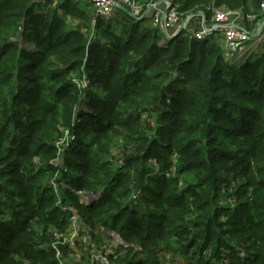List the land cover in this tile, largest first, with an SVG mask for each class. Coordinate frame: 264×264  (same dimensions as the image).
I'll return each mask as SVG.
<instances>
[{
	"label": "trees",
	"instance_id": "obj_1",
	"mask_svg": "<svg viewBox=\"0 0 264 264\" xmlns=\"http://www.w3.org/2000/svg\"><path fill=\"white\" fill-rule=\"evenodd\" d=\"M41 1L0 0V264H56L53 228L70 211L50 179L65 130L74 137L61 147L71 170L61 178L101 194L78 203L61 187V201L128 243L109 255L115 263L264 264V45L227 63L218 35L161 43L158 26L123 6L93 22L78 2L43 0L37 13ZM259 1L171 3L209 22L215 6L246 13ZM153 157L159 175L149 176Z\"/></svg>",
	"mask_w": 264,
	"mask_h": 264
},
{
	"label": "built area",
	"instance_id": "obj_2",
	"mask_svg": "<svg viewBox=\"0 0 264 264\" xmlns=\"http://www.w3.org/2000/svg\"><path fill=\"white\" fill-rule=\"evenodd\" d=\"M91 4L94 11L93 22L96 16H108L114 7H122L133 19H141L149 15L150 22L154 26H158L163 31L161 43H166L170 38L180 31L194 39H203L210 35H218L220 37V45L224 61L232 63L234 61H243L250 58L253 53H260L264 45V0H260L258 4L259 14L249 15L242 10H234L225 6H215L211 21L207 22L202 12L190 13L182 16L180 12L172 5L171 0H157L146 5V8L135 0H86ZM162 2V6H159ZM201 15L202 21L199 29H194L189 25V19L193 15ZM255 20L252 26H246L243 18ZM85 80V79H83ZM67 130H65L66 132ZM71 138H73L71 136ZM135 195V194H134ZM133 196L132 198H135ZM90 196H84V201L88 202ZM89 203V202H88ZM70 212H74L72 208L63 207ZM72 209V210H71ZM114 240L118 239V234H113ZM116 243H110L109 248L102 250L103 246L98 247L91 253V261H99L100 264L106 262V257L100 259L97 253L104 252L109 255L122 244V240Z\"/></svg>",
	"mask_w": 264,
	"mask_h": 264
},
{
	"label": "rangeland",
	"instance_id": "obj_3",
	"mask_svg": "<svg viewBox=\"0 0 264 264\" xmlns=\"http://www.w3.org/2000/svg\"><path fill=\"white\" fill-rule=\"evenodd\" d=\"M75 2H78V6L82 7V8H89L90 10L92 9L91 4L88 3L85 0H73ZM90 4V5H88ZM38 7V6H37ZM46 5L44 3V1H41V6L39 8H36V12H44L46 11ZM93 11V9L91 10ZM94 13V11H93ZM247 14L249 15H256L257 17L260 16L259 14V9L255 8V7H251L247 12ZM255 20H250V23L248 22V20L244 17L243 18V23L246 26H252ZM115 29V32H121V25L117 24V25H113L112 26ZM256 53H253L251 55V58H255L256 57ZM73 80L76 82V84L83 88L87 85L88 80H82V78H73ZM74 137L72 134H70L68 131H66L64 133L63 139L61 140V142L57 145V154L58 156L52 160V163L55 165V167H57L58 169L52 173L53 177L50 179L51 184L54 187V190L57 191V197H56V201L55 203L58 206L63 207H69L73 209V213L70 212L69 214L67 213V222L68 225L66 226V224H64L61 228L54 227L53 230L55 231V238L56 241L54 242L57 245V249H56V264H89L91 261V253L97 249L98 247H96V245L98 244L99 246H103L102 250L104 251V249L109 248V244L110 243H114V244H118L116 243L119 240H122V246H127L128 243H126L123 238L115 231L112 229L107 228L104 225H97L96 227H91V226H87V225H83L81 224V216H80V212L78 211V209L75 207V205L70 204L69 201L64 202L61 201V197L63 196V191L60 189L61 187H65L70 189V191L72 193H76L79 195V202L78 203H88L84 201V196L85 194H83L86 191H82V190H77L75 189V187L70 186L67 184V180L66 179H62L61 177H63V172L66 173L67 171L71 172L70 167L67 166L65 164V158L62 155V151H61V147H66L67 143L69 140L73 139L71 138ZM33 161L38 162L37 158H34ZM155 157H153L150 160L151 163V171L148 174L149 176H154V175H159L158 174V170H156L153 167H156L157 164H155L156 162ZM149 163V165H150ZM61 169V170H60ZM59 175V178H58ZM58 179H57V178ZM46 180L45 178L42 179V181ZM153 185V181H149ZM241 181V178L237 180L236 183H239ZM16 187V186H13ZM233 191V190H232ZM139 190L136 192H133V194L137 195L139 194ZM65 193V192H64ZM66 194V193H65ZM223 195V194H222ZM225 195V194H224ZM64 202V204H63ZM237 202V199H230V201L228 202V207H230L231 209H229V211H223L221 219L222 220H226L227 218H229V215L231 212H233L234 210H232L235 207V204ZM71 209V210H72ZM231 210V211H230ZM226 212V213H225ZM146 219V217H144V220ZM151 220L155 221L154 218H151ZM145 223V222H144ZM82 231V233H81ZM118 234V239L119 240H114L113 238V234ZM133 250L134 252L140 253L141 252V246L138 244H133ZM194 250L196 251L195 247ZM97 255L100 257V259H102L103 257H106V262L104 264H119L118 262H114L112 259L108 258L106 254H104V252H100L97 253ZM168 255V253H167ZM138 256V255H137ZM189 256H187L188 258ZM140 258V256H139ZM181 258V257H180ZM198 259V258H197ZM187 259H185L184 257L182 258V261L179 262L176 261V263L174 264H196L197 260L192 261H186ZM222 261L227 262V259H223ZM23 264H28L27 261H24ZM93 264H100L99 261H94Z\"/></svg>",
	"mask_w": 264,
	"mask_h": 264
},
{
	"label": "water",
	"instance_id": "obj_4",
	"mask_svg": "<svg viewBox=\"0 0 264 264\" xmlns=\"http://www.w3.org/2000/svg\"><path fill=\"white\" fill-rule=\"evenodd\" d=\"M83 194H85L86 196H90L89 201L92 202L94 199L98 198V196L101 194V191L94 195L91 194L90 192H84Z\"/></svg>",
	"mask_w": 264,
	"mask_h": 264
},
{
	"label": "crops",
	"instance_id": "obj_5",
	"mask_svg": "<svg viewBox=\"0 0 264 264\" xmlns=\"http://www.w3.org/2000/svg\"><path fill=\"white\" fill-rule=\"evenodd\" d=\"M162 5H163V4H162V2H161L159 6H162ZM148 14H149V13H148ZM148 14H146L145 17H148V18H149V15H148ZM144 23H151V22H150V18L147 19Z\"/></svg>",
	"mask_w": 264,
	"mask_h": 264
}]
</instances>
